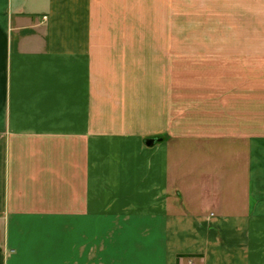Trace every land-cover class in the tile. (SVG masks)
<instances>
[{"label":"crops","instance_id":"crops-1","mask_svg":"<svg viewBox=\"0 0 264 264\" xmlns=\"http://www.w3.org/2000/svg\"><path fill=\"white\" fill-rule=\"evenodd\" d=\"M120 5L0 0V264H264V133L196 117L226 78L180 87L172 28ZM235 45L264 64V0Z\"/></svg>","mask_w":264,"mask_h":264},{"label":"rangeland","instance_id":"rangeland-1","mask_svg":"<svg viewBox=\"0 0 264 264\" xmlns=\"http://www.w3.org/2000/svg\"><path fill=\"white\" fill-rule=\"evenodd\" d=\"M120 2L103 0V11L110 6L121 9ZM146 11L148 28L157 27L163 39L167 32L170 37L171 28L175 34L180 87L190 82L200 88H213L219 85V78L221 83L226 78L228 94L223 110L196 111V117L223 118L228 132L264 133V64L245 68L235 63L236 0H146ZM252 72L257 79L253 84L251 80L244 82L242 94L237 92L236 96V74L250 77ZM236 121L241 127L235 125Z\"/></svg>","mask_w":264,"mask_h":264},{"label":"water","instance_id":"water-1","mask_svg":"<svg viewBox=\"0 0 264 264\" xmlns=\"http://www.w3.org/2000/svg\"><path fill=\"white\" fill-rule=\"evenodd\" d=\"M152 142H153V140L149 141L148 144H150V143H152Z\"/></svg>","mask_w":264,"mask_h":264},{"label":"built area","instance_id":"built-area-1","mask_svg":"<svg viewBox=\"0 0 264 264\" xmlns=\"http://www.w3.org/2000/svg\"><path fill=\"white\" fill-rule=\"evenodd\" d=\"M44 18H45V19H47V17H46V16H45Z\"/></svg>","mask_w":264,"mask_h":264}]
</instances>
